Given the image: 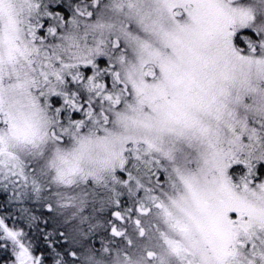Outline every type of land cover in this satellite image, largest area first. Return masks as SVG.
<instances>
[{
    "label": "snow or ice",
    "instance_id": "1",
    "mask_svg": "<svg viewBox=\"0 0 264 264\" xmlns=\"http://www.w3.org/2000/svg\"><path fill=\"white\" fill-rule=\"evenodd\" d=\"M0 264H264V0H0Z\"/></svg>",
    "mask_w": 264,
    "mask_h": 264
}]
</instances>
